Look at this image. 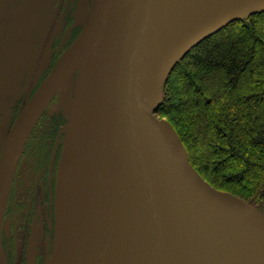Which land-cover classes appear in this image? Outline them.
Instances as JSON below:
<instances>
[{
    "label": "water",
    "instance_id": "obj_1",
    "mask_svg": "<svg viewBox=\"0 0 264 264\" xmlns=\"http://www.w3.org/2000/svg\"><path fill=\"white\" fill-rule=\"evenodd\" d=\"M261 12L264 0H91L82 31L7 137L0 264H6L1 226L16 165L57 94L70 118L46 264H264V211L205 180L157 114L165 83L193 47Z\"/></svg>",
    "mask_w": 264,
    "mask_h": 264
},
{
    "label": "flooded vegetation",
    "instance_id": "obj_2",
    "mask_svg": "<svg viewBox=\"0 0 264 264\" xmlns=\"http://www.w3.org/2000/svg\"><path fill=\"white\" fill-rule=\"evenodd\" d=\"M14 1L0 0V165L20 111L80 34L91 9V0ZM59 97L34 126L16 165L1 226L6 264H46L53 252L57 178L70 118Z\"/></svg>",
    "mask_w": 264,
    "mask_h": 264
},
{
    "label": "trees",
    "instance_id": "obj_3",
    "mask_svg": "<svg viewBox=\"0 0 264 264\" xmlns=\"http://www.w3.org/2000/svg\"><path fill=\"white\" fill-rule=\"evenodd\" d=\"M157 114L205 180L264 211V12L193 47L165 83Z\"/></svg>",
    "mask_w": 264,
    "mask_h": 264
},
{
    "label": "rangeland",
    "instance_id": "obj_4",
    "mask_svg": "<svg viewBox=\"0 0 264 264\" xmlns=\"http://www.w3.org/2000/svg\"><path fill=\"white\" fill-rule=\"evenodd\" d=\"M83 27H84V23H83ZM74 80V81H73ZM72 81L74 82V85H75V77L70 81V83H72ZM69 83V87H70V89H72L71 88V84ZM67 87H68V85H67ZM69 87H68V89H69ZM71 97H72V94H71ZM67 110H69V107L67 108ZM160 117V116H159ZM161 118H165L166 120H167V118L166 117H161ZM168 121V120H167ZM169 122V121H168ZM173 127V126H172ZM222 191H224V190H222ZM226 192V191H225Z\"/></svg>",
    "mask_w": 264,
    "mask_h": 264
}]
</instances>
